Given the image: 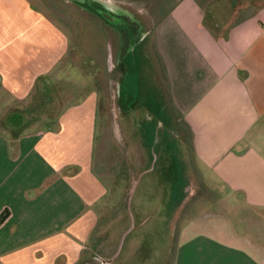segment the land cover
<instances>
[{
    "label": "crops",
    "instance_id": "crops-1",
    "mask_svg": "<svg viewBox=\"0 0 264 264\" xmlns=\"http://www.w3.org/2000/svg\"><path fill=\"white\" fill-rule=\"evenodd\" d=\"M252 3L254 11L227 36L205 25L198 0H179L155 27L169 94L191 132L203 183L222 192L219 209L237 202L249 213L236 226L213 223L227 220L221 210L185 219L169 264H264V0ZM69 29L37 0H0L3 120L39 79H60L75 45ZM98 116L93 90L43 130L0 131V215L9 210L0 224V264L81 260L107 192L93 168ZM250 215L261 222L253 225ZM243 222L250 224L239 227Z\"/></svg>",
    "mask_w": 264,
    "mask_h": 264
},
{
    "label": "rangeland",
    "instance_id": "rangeland-1",
    "mask_svg": "<svg viewBox=\"0 0 264 264\" xmlns=\"http://www.w3.org/2000/svg\"><path fill=\"white\" fill-rule=\"evenodd\" d=\"M95 1L89 5L82 0H37L73 30L75 45L62 65L66 69H61L60 79H39L26 102L14 106L25 114V124L17 131L47 128L69 104L96 91L99 116L93 168L107 192L97 204L99 223L78 264H103L119 249L127 230L112 264H169L185 219L221 210L227 220L217 218L213 223L236 226L249 213L237 202L230 211L219 209L222 192L203 183L191 132L169 94L155 27L179 0ZM198 1L209 28L218 36L255 9L253 0ZM101 4L133 21L137 38L130 41L117 15L102 12ZM128 56L137 60L138 69L127 68ZM68 59L75 65L67 66ZM126 72L135 76L138 89L135 84L133 96L122 102L119 85ZM154 120L157 134L154 140L147 139L142 124L145 128ZM11 130L0 115V131ZM185 184L190 188L182 190ZM250 216L253 225L261 222Z\"/></svg>",
    "mask_w": 264,
    "mask_h": 264
},
{
    "label": "flooded vegetation",
    "instance_id": "flooded-vegetation-1",
    "mask_svg": "<svg viewBox=\"0 0 264 264\" xmlns=\"http://www.w3.org/2000/svg\"><path fill=\"white\" fill-rule=\"evenodd\" d=\"M82 1L85 2V3L87 2L89 5H94L95 2H96L95 0H82ZM101 6L103 7V9L101 8L102 12L111 11L112 13L114 12V14L117 15V18L119 20V24L121 25V31L124 32L125 35H127L128 39L130 41H132L135 38H137L136 31H135L136 29H135V27H134V25L132 23L133 21H131L130 19L128 20V18L123 17L120 14H116V11H113V9L109 8L105 4H101ZM133 47H134L133 44H131L130 51L133 50ZM128 55H130V52L128 53ZM129 57L131 58L130 61H131L132 64H131V67L128 64L127 68L128 69H133L132 66H134L133 62H135V59L133 57H131V56H129ZM135 84L137 86V88H135V89L137 90L138 89V85H137L135 76L131 75L129 72H126L125 75H124V79H123L122 83L119 85V95L121 97L122 102L129 100V97L133 96V93L131 91L134 90V85ZM128 104H129V102H128ZM142 126H143V129H144V125L143 124H142ZM156 131H157V129L155 130V135L157 134ZM181 188H182V190H185V189L187 190V188H190V186L185 184V186H183Z\"/></svg>",
    "mask_w": 264,
    "mask_h": 264
},
{
    "label": "trees",
    "instance_id": "trees-1",
    "mask_svg": "<svg viewBox=\"0 0 264 264\" xmlns=\"http://www.w3.org/2000/svg\"><path fill=\"white\" fill-rule=\"evenodd\" d=\"M205 18H206V16H205ZM205 25L209 27V24L207 23L206 20H205ZM230 28L222 36H227ZM214 34H215V36H218L216 33H214ZM126 59L129 61V66L131 67V64H132L130 61L131 58L128 56V57H126ZM133 64H134V66H132L133 69H138L137 67H139V66H138L137 60H135V62H133ZM24 121H25V114L21 111H18V110H12L11 113H9V115L6 117V125L11 127L12 130L16 132L15 133L16 136L19 134L17 129L20 128L23 124H25ZM156 125H157V121L154 120V121L149 122L148 125H146L145 128L143 129L144 133H147L144 135L147 139L148 138L150 139V137H151V139L154 140ZM8 215H9L8 209L5 210L3 213H1L0 224L7 218Z\"/></svg>",
    "mask_w": 264,
    "mask_h": 264
},
{
    "label": "water",
    "instance_id": "water-1",
    "mask_svg": "<svg viewBox=\"0 0 264 264\" xmlns=\"http://www.w3.org/2000/svg\"><path fill=\"white\" fill-rule=\"evenodd\" d=\"M127 233H128V230L126 231V233L124 234V236H123V238H122V241H121V244H120L119 249L115 252V254H114L112 257L104 259L103 264H112L113 261L118 257L119 252H120V250H121V247H122V245H123V241H124L125 235H126Z\"/></svg>",
    "mask_w": 264,
    "mask_h": 264
}]
</instances>
